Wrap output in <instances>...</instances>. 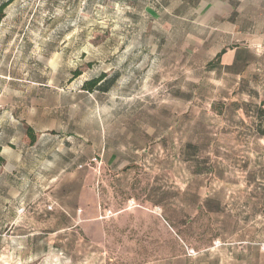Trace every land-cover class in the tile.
Returning a JSON list of instances; mask_svg holds the SVG:
<instances>
[{
  "label": "rangeland",
  "instance_id": "1",
  "mask_svg": "<svg viewBox=\"0 0 264 264\" xmlns=\"http://www.w3.org/2000/svg\"><path fill=\"white\" fill-rule=\"evenodd\" d=\"M142 6L4 10L0 264H264V35L224 41L237 31L206 11L188 25ZM249 46L236 69L215 58ZM103 74L107 92L84 89ZM121 138L125 213L67 217L104 189V148Z\"/></svg>",
  "mask_w": 264,
  "mask_h": 264
},
{
  "label": "crops",
  "instance_id": "2",
  "mask_svg": "<svg viewBox=\"0 0 264 264\" xmlns=\"http://www.w3.org/2000/svg\"><path fill=\"white\" fill-rule=\"evenodd\" d=\"M91 1L102 3L112 0ZM119 2L123 6L127 3L130 5L134 2L141 3L143 15L152 20H163L169 16L184 20L188 25L192 24L194 18H199L200 13L206 11V18L216 17L217 20L230 24L237 31L235 33L239 38H226L224 41H234L235 39L238 42L252 43L254 42L252 38L257 33L264 35V30L260 32L252 30L257 27L264 28V0H119ZM181 12H184L183 16ZM244 49H248L251 53V46L248 48L238 47L228 55L227 51L225 53L221 51L215 58L220 54L221 58L225 55L224 67L233 70L241 66V55L243 51H246ZM131 146L130 142L124 138H121L120 141L112 139L110 144L105 145L103 169L110 174L103 181L104 189L102 190L101 181L90 184L88 191L92 195V200H80L75 207L68 210L69 212H65L67 217L98 219L102 217L103 209L104 212L109 211L112 218L120 217L125 213L121 207L123 204L120 206L121 202L116 199V196H120L125 191L126 173L124 172L131 167V164L122 161V155H125L126 148ZM105 196H107L106 200Z\"/></svg>",
  "mask_w": 264,
  "mask_h": 264
},
{
  "label": "trees",
  "instance_id": "3",
  "mask_svg": "<svg viewBox=\"0 0 264 264\" xmlns=\"http://www.w3.org/2000/svg\"><path fill=\"white\" fill-rule=\"evenodd\" d=\"M14 1H16V0H7L2 5H0V20L3 18L4 10ZM220 58H221V54L217 57V60L219 61ZM114 81H115V77L109 78L107 76V74H103L100 76V78L87 82L84 85V89L87 91H93L95 89H99L102 92H107L109 90L110 86L114 83ZM259 114H260V118L262 119L261 127L259 128V130H260V133H262L264 135V128H262L264 125V110H260ZM30 136H31V134H30ZM31 137H33V136H31Z\"/></svg>",
  "mask_w": 264,
  "mask_h": 264
},
{
  "label": "built area",
  "instance_id": "4",
  "mask_svg": "<svg viewBox=\"0 0 264 264\" xmlns=\"http://www.w3.org/2000/svg\"><path fill=\"white\" fill-rule=\"evenodd\" d=\"M86 1H90V0H86Z\"/></svg>",
  "mask_w": 264,
  "mask_h": 264
}]
</instances>
